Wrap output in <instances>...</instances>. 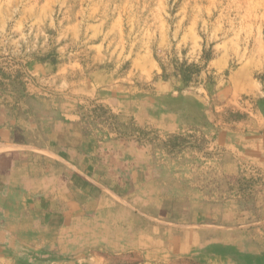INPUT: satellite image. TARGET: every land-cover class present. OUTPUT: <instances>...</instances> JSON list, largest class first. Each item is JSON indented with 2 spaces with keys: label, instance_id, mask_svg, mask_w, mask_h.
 Here are the masks:
<instances>
[{
  "label": "rangeland",
  "instance_id": "1",
  "mask_svg": "<svg viewBox=\"0 0 264 264\" xmlns=\"http://www.w3.org/2000/svg\"><path fill=\"white\" fill-rule=\"evenodd\" d=\"M191 65L202 71L186 82ZM38 96L148 149L166 195L219 204L225 192L241 215L217 223L215 250L182 258L11 249L0 264H264V221L253 222L264 170L224 178L203 135L264 120V0H0V105Z\"/></svg>",
  "mask_w": 264,
  "mask_h": 264
},
{
  "label": "crops",
  "instance_id": "2",
  "mask_svg": "<svg viewBox=\"0 0 264 264\" xmlns=\"http://www.w3.org/2000/svg\"><path fill=\"white\" fill-rule=\"evenodd\" d=\"M71 107L39 96L21 108L0 105V251L166 260L215 250L217 223L241 215L233 199L166 195L148 149L86 125ZM257 119L253 130L204 131L205 151L220 153L224 178L246 165L264 170V120ZM255 201L253 222L261 223L264 195Z\"/></svg>",
  "mask_w": 264,
  "mask_h": 264
},
{
  "label": "trees",
  "instance_id": "3",
  "mask_svg": "<svg viewBox=\"0 0 264 264\" xmlns=\"http://www.w3.org/2000/svg\"><path fill=\"white\" fill-rule=\"evenodd\" d=\"M202 58H203V60L206 61V64L209 63V61L211 60V57L208 54L207 55H204ZM184 67H186V64H183L179 69L182 70ZM188 67H189V70H187L188 73L186 75H184L182 78L186 82H193L195 80V76H197L198 74H200V72L202 71V69H201V66H199V65H191V66H188ZM173 76L174 77H177L175 75V73L173 74Z\"/></svg>",
  "mask_w": 264,
  "mask_h": 264
}]
</instances>
